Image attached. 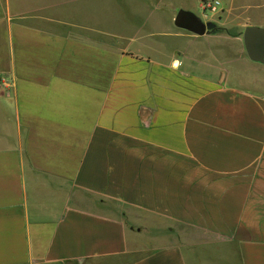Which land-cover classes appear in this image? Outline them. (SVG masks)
<instances>
[{"label": "crops", "instance_id": "crops-1", "mask_svg": "<svg viewBox=\"0 0 264 264\" xmlns=\"http://www.w3.org/2000/svg\"><path fill=\"white\" fill-rule=\"evenodd\" d=\"M239 1L198 36L176 8L103 28L0 0V264H264V66L226 24Z\"/></svg>", "mask_w": 264, "mask_h": 264}, {"label": "rangeland", "instance_id": "rangeland-1", "mask_svg": "<svg viewBox=\"0 0 264 264\" xmlns=\"http://www.w3.org/2000/svg\"><path fill=\"white\" fill-rule=\"evenodd\" d=\"M13 2L14 0H9ZM34 5H45L49 9V14L57 20L86 22L90 14L94 15L93 22L98 23L103 28H118L122 24L117 22L116 13L122 11H132L139 8H158L164 12L176 8V14L182 11L180 6L195 5L194 0H147L141 3L140 0H26ZM220 1V0H219ZM222 2V1H221ZM143 6V7H141ZM221 4L216 14L208 10L202 12L199 8L193 11L195 17L200 21L213 20L219 25L223 24L221 11H225ZM184 11V10H183ZM73 17V18H68ZM69 24V23H68ZM227 25L237 26L241 32L247 26H258L264 28V0H243L236 3L227 11ZM166 26V24H164ZM242 35V34H241ZM102 211V209H100ZM115 211V210H114ZM110 209V212H114ZM108 212V211H107ZM156 223L157 221H153ZM157 224V223H156ZM165 224V223H164ZM165 226V225H164ZM166 227V226H165ZM140 254V253H139ZM139 254L132 255L128 260H134ZM128 260H125L127 262Z\"/></svg>", "mask_w": 264, "mask_h": 264}, {"label": "water", "instance_id": "water-1", "mask_svg": "<svg viewBox=\"0 0 264 264\" xmlns=\"http://www.w3.org/2000/svg\"><path fill=\"white\" fill-rule=\"evenodd\" d=\"M176 28L201 36L206 33L208 26L203 25L193 14L179 11L173 22ZM242 43L247 59L255 64L264 66V28L247 26L242 33Z\"/></svg>", "mask_w": 264, "mask_h": 264}, {"label": "built area", "instance_id": "built-area-1", "mask_svg": "<svg viewBox=\"0 0 264 264\" xmlns=\"http://www.w3.org/2000/svg\"><path fill=\"white\" fill-rule=\"evenodd\" d=\"M200 7L203 13L208 10L210 13L216 14L220 3L218 0H205L201 2Z\"/></svg>", "mask_w": 264, "mask_h": 264}]
</instances>
